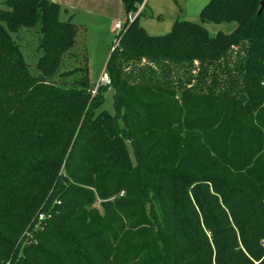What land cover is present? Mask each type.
<instances>
[{
    "label": "trees",
    "instance_id": "1",
    "mask_svg": "<svg viewBox=\"0 0 264 264\" xmlns=\"http://www.w3.org/2000/svg\"><path fill=\"white\" fill-rule=\"evenodd\" d=\"M261 1L209 0L163 36L126 23L115 115L89 67L49 80L80 31L60 4L0 3V264H264ZM35 27L38 76L14 38Z\"/></svg>",
    "mask_w": 264,
    "mask_h": 264
},
{
    "label": "rangeland",
    "instance_id": "2",
    "mask_svg": "<svg viewBox=\"0 0 264 264\" xmlns=\"http://www.w3.org/2000/svg\"><path fill=\"white\" fill-rule=\"evenodd\" d=\"M7 0H0L4 3ZM63 0H61L62 4ZM77 10L67 7L62 4V8L75 13L72 15V21L80 28L77 44L70 51L65 53L63 63L59 72L51 77L52 82H56L65 88L74 87V81L84 78V74L79 72L89 67L90 83L96 86L93 94L99 88L105 87L104 103L102 109L110 113L116 114L114 94L110 90V83H102L105 73H107V63L111 55V49L115 45L119 32L114 29L117 22L126 23L127 15L124 11L122 1L114 0L107 5L103 0H68ZM94 7H92V6ZM106 5V6H105ZM96 6H104L105 10L101 11ZM154 6L159 9H154ZM193 2L190 0H147L141 17V25L152 36H163L171 32L173 25L178 20H186L191 22H200L198 13L191 11ZM62 14V19L68 21L70 17ZM236 24H211L206 25V28L212 36L218 33L230 34L236 29ZM17 42L20 44V49L25 58V61L30 67L31 73L35 76L39 75L37 63L43 56L40 50V45L43 40V35L40 33V28L23 29L18 35H14ZM76 72L70 77H62V74ZM110 78V77H109ZM103 91V92H104ZM130 156L135 160L133 151L129 148ZM96 207L101 210L100 203Z\"/></svg>",
    "mask_w": 264,
    "mask_h": 264
},
{
    "label": "built area",
    "instance_id": "3",
    "mask_svg": "<svg viewBox=\"0 0 264 264\" xmlns=\"http://www.w3.org/2000/svg\"><path fill=\"white\" fill-rule=\"evenodd\" d=\"M146 2H147V0H143V2L141 4L137 5V12L129 14V16L127 17V22L126 23L131 24L135 20H137V18L143 12V9L145 7V3ZM126 23L122 24L121 22H117L115 24V30L119 32V35H117V39L115 41V45L112 47V51H115L117 48L120 47L121 33L125 31ZM102 83H110V78H109L108 73H105V75L103 77V80L100 82V84H102Z\"/></svg>",
    "mask_w": 264,
    "mask_h": 264
},
{
    "label": "crops",
    "instance_id": "4",
    "mask_svg": "<svg viewBox=\"0 0 264 264\" xmlns=\"http://www.w3.org/2000/svg\"><path fill=\"white\" fill-rule=\"evenodd\" d=\"M53 2H55V3H58V4H60V5H62V4H64V5H66L67 7L69 6V7H71L72 9L74 8V10H77V7H73L72 6V4H70L69 2H68V0H63V2H62V4H61V0H52ZM77 1H85V0H77ZM104 2H105V4L107 5V3H109V2H111V1H114V0H103ZM191 2H193V6H192V8H191V11L193 12V13H195V14H197L198 13V15H199V18H200V14H201V12H202V10L207 6V4L209 3V0H190ZM105 5V6H106ZM123 5V4H122ZM92 6V5H91ZM92 7H94V6H92ZM98 9H100L101 11H103V10H105V8H104V6H96ZM124 8V7H123ZM154 9L155 10H159V9H157V7H155L154 6ZM75 15V13H73V12H71L70 10H69V13H68V17H70L71 19L74 17H72V15ZM73 20V19H72ZM114 29H115V27H114Z\"/></svg>",
    "mask_w": 264,
    "mask_h": 264
},
{
    "label": "water",
    "instance_id": "5",
    "mask_svg": "<svg viewBox=\"0 0 264 264\" xmlns=\"http://www.w3.org/2000/svg\"><path fill=\"white\" fill-rule=\"evenodd\" d=\"M263 10H264V0L261 1V8L259 10V15L262 14Z\"/></svg>",
    "mask_w": 264,
    "mask_h": 264
}]
</instances>
